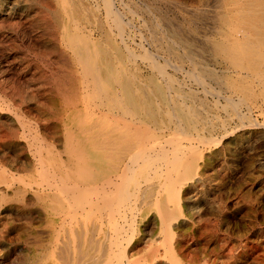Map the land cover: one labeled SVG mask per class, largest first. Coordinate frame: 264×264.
<instances>
[{"label": "bare ground", "instance_id": "obj_1", "mask_svg": "<svg viewBox=\"0 0 264 264\" xmlns=\"http://www.w3.org/2000/svg\"><path fill=\"white\" fill-rule=\"evenodd\" d=\"M55 1L45 6L50 15L42 22L47 32L53 23L51 40L66 48L57 68L65 134L43 144V125L33 124L40 179L34 188L22 181L34 197L20 194V203L22 209L36 203L40 232L32 235L35 254L25 264H194L179 231L185 210L193 208L190 181L216 168L219 157L228 163V156H235L239 176L240 161L252 157L250 137L264 134V0H216L199 49L156 15L144 18L140 10L151 13L144 1ZM189 20L193 30L196 21ZM7 45L1 37L3 70L30 80L43 76L30 63L8 61ZM255 258L263 264L264 252Z\"/></svg>", "mask_w": 264, "mask_h": 264}, {"label": "rangeland", "instance_id": "obj_2", "mask_svg": "<svg viewBox=\"0 0 264 264\" xmlns=\"http://www.w3.org/2000/svg\"><path fill=\"white\" fill-rule=\"evenodd\" d=\"M133 1L140 5L143 1V3L147 2L146 4L151 6V13L140 10V14L144 18L151 21L154 14L157 19H163L164 26L165 23L173 25L187 38L193 40L195 49L206 45L203 40L213 24L212 16L215 15V11L213 13L211 10L217 9L216 0L215 2L214 0ZM55 5V0H0V18L3 17V20L0 19L3 22H0V38H7V46L9 47L7 60H11L13 65L15 63L21 65L30 63L31 66H36L42 74L44 73L43 76L35 80H30L25 73L13 74L12 70H3V58L0 56V108H2L0 109V172H3L0 174V190H5L4 193L7 196H4V200H0V236L3 234L0 238V264H25L30 256L35 254L32 250L34 244H31L32 235L34 232H40L36 203L32 199L34 204L30 206V203L25 208H21V195L24 194L23 196L27 198L34 197L33 188L36 186L35 182H39L38 179H40L37 176L40 169L37 162L38 154L33 152L34 147L32 146L34 145H30L32 142L30 136L32 138L34 133L33 124L38 122L40 126L43 125L41 131L39 125L37 126L38 131L45 138L43 144L52 140L56 143V139L65 134L61 118L66 101L59 93L60 81L63 78L58 72V69H61V62L58 60L66 54L64 53L66 48L60 40H54V42L51 40L50 32L54 31L53 23L51 31L49 29L47 32L44 30L42 22V17L48 19L50 15V11L45 6L52 8ZM155 7L158 9L156 10ZM18 14L23 18L27 16L29 21L25 22L23 18L18 19ZM167 14L169 16H166ZM191 18L196 21L193 23L195 22L197 26L189 20ZM5 20L7 25L4 23ZM187 20L194 25L196 30L190 28ZM134 24L140 26L141 29L143 28L139 19H135ZM53 45L55 51L52 49ZM184 64L188 63L184 62ZM52 65L54 66L53 69ZM11 82H13L12 85ZM12 86L13 88H11ZM14 111L23 116L17 117ZM12 113L13 115H11ZM257 116L260 118L261 115L258 114ZM18 122L20 125L23 123V126L20 127ZM26 123L30 126H27ZM34 142L37 143L35 140ZM250 142H252V146L250 145L251 148L248 150L252 157H246L240 161L237 169L241 168L242 172L238 173L239 176L233 173V169L236 167L233 160L235 156H228L226 158L228 163H223L219 157L216 168H210L190 181L189 186L192 189L188 194V200L192 203L193 208L185 210V215L179 223V231L184 240L185 253L186 255L189 253L188 258L195 260L194 264H260L258 262L260 259L255 257L258 253L264 252V134L258 135V139L252 135ZM230 145L233 146V143ZM44 152L45 150H42V153ZM43 156L47 158L45 153ZM11 157L14 158L12 161ZM1 176L5 177L6 180L3 181ZM15 176H19L22 179L21 182L25 181L24 183L29 182L31 184L34 182L31 184L33 188H28L23 182L20 183V179L18 181ZM22 184L26 187H24L25 191L20 193L18 190L23 188ZM145 221L146 219H142L139 222L140 229L144 226ZM147 229L148 227L142 232L145 235L144 239L148 238L150 226ZM245 244L247 247L243 249ZM256 245L260 247L255 249ZM145 252L146 247L137 256L142 257Z\"/></svg>", "mask_w": 264, "mask_h": 264}]
</instances>
